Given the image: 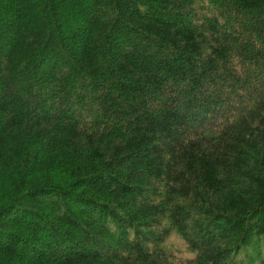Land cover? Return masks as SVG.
<instances>
[{
  "label": "trees",
  "instance_id": "trees-1",
  "mask_svg": "<svg viewBox=\"0 0 264 264\" xmlns=\"http://www.w3.org/2000/svg\"><path fill=\"white\" fill-rule=\"evenodd\" d=\"M0 264H264V0H0Z\"/></svg>",
  "mask_w": 264,
  "mask_h": 264
},
{
  "label": "rangeland",
  "instance_id": "rangeland-1",
  "mask_svg": "<svg viewBox=\"0 0 264 264\" xmlns=\"http://www.w3.org/2000/svg\"><path fill=\"white\" fill-rule=\"evenodd\" d=\"M174 247H179V244H178V242H176V241H174Z\"/></svg>",
  "mask_w": 264,
  "mask_h": 264
}]
</instances>
